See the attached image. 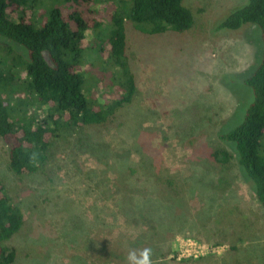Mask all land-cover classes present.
Wrapping results in <instances>:
<instances>
[{"label": "rangeland", "instance_id": "1", "mask_svg": "<svg viewBox=\"0 0 264 264\" xmlns=\"http://www.w3.org/2000/svg\"><path fill=\"white\" fill-rule=\"evenodd\" d=\"M185 2L196 19L183 34L127 25L136 90L106 126L61 130L46 165L21 177L0 140V181L24 217L6 244L16 248L12 264H128L129 252L144 248L153 264H264V208L236 161L222 169L208 158L244 106L249 90L240 82L260 57V32L213 30L247 0ZM98 63L91 55L82 62L87 100L105 77ZM106 93L109 107L119 93ZM218 175L225 186L216 187ZM248 224L254 232L242 239ZM188 237L213 253L178 259L177 239Z\"/></svg>", "mask_w": 264, "mask_h": 264}, {"label": "trees", "instance_id": "2", "mask_svg": "<svg viewBox=\"0 0 264 264\" xmlns=\"http://www.w3.org/2000/svg\"><path fill=\"white\" fill-rule=\"evenodd\" d=\"M195 19L185 0H0V38L9 43L0 44V140L10 172L18 177L37 172L61 130L103 128L114 111L132 102L136 81L128 57V24L157 36L183 34ZM244 25L260 32V60L240 82L249 90L244 106L235 121L223 126L221 144L208 158L222 169L236 161L264 208V0H247L213 30L237 31ZM97 40L101 45L94 53L92 42ZM88 55L106 77L96 79L90 100L82 89L88 70L82 62ZM114 90L118 99L107 107L105 92ZM215 180L216 187L227 184L224 175ZM23 226L20 208L0 181V264L15 261L16 248L6 244ZM250 226L242 239L254 232Z\"/></svg>", "mask_w": 264, "mask_h": 264}, {"label": "built area", "instance_id": "3", "mask_svg": "<svg viewBox=\"0 0 264 264\" xmlns=\"http://www.w3.org/2000/svg\"><path fill=\"white\" fill-rule=\"evenodd\" d=\"M178 259H198L213 253L212 246H207L203 242H198L190 238L177 239Z\"/></svg>", "mask_w": 264, "mask_h": 264}, {"label": "clouds", "instance_id": "4", "mask_svg": "<svg viewBox=\"0 0 264 264\" xmlns=\"http://www.w3.org/2000/svg\"><path fill=\"white\" fill-rule=\"evenodd\" d=\"M151 256L152 250L150 248H144L139 253L131 251L127 257L128 264H153Z\"/></svg>", "mask_w": 264, "mask_h": 264}]
</instances>
